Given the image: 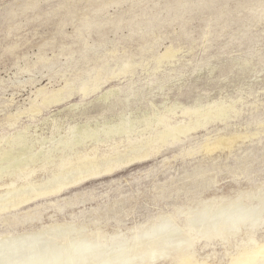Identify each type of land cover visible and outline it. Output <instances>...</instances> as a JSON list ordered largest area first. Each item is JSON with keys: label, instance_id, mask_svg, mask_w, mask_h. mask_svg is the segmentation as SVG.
Masks as SVG:
<instances>
[{"label": "rangeland", "instance_id": "obj_1", "mask_svg": "<svg viewBox=\"0 0 264 264\" xmlns=\"http://www.w3.org/2000/svg\"><path fill=\"white\" fill-rule=\"evenodd\" d=\"M151 242L264 246V0H0V250Z\"/></svg>", "mask_w": 264, "mask_h": 264}, {"label": "bare ground", "instance_id": "obj_2", "mask_svg": "<svg viewBox=\"0 0 264 264\" xmlns=\"http://www.w3.org/2000/svg\"><path fill=\"white\" fill-rule=\"evenodd\" d=\"M185 109V108H184ZM189 128V127H188ZM190 129V128H189ZM186 131V130H185ZM142 156V155H141ZM145 156H142V158H144ZM141 158V157H140ZM141 158V159H142ZM89 160V159H88ZM81 161V160H80ZM92 162V161H91ZM82 163H85V162H82ZM87 163V162H86ZM80 164H81V162H80ZM115 165V164H114ZM81 166H83V165H81ZM93 166V165H92ZM117 166V165H116ZM84 167V166H83ZM90 167V166H89ZM108 167H110L109 165H108ZM88 168V167H87ZM92 168V167H91ZM97 168V167H96ZM105 168V167H104ZM98 169V168H97ZM107 169H109V171H110V168H107ZM107 169H106V171H107ZM111 169H113V168H111ZM100 170V169H99ZM104 172V171H103ZM102 172V173H103ZM95 173V172H94ZM88 175V174H87ZM90 175V174H89ZM94 175V174H93ZM96 175V174H95ZM28 185V184H27ZM64 186V185H63ZM61 187V186H60ZM58 188V187H57ZM54 189V188H53ZM61 189V188H60ZM50 192V191H49ZM48 192V193H49ZM46 193V192H45ZM189 228V227H188ZM52 230V229H51ZM179 231V230H178ZM189 232V231H188ZM161 233H163V232H161ZM187 233V232H186ZM207 233H209V232H207ZM193 234V233H192ZM196 234V233H195ZM27 235V234H26ZM29 235V234H28ZM215 234L214 233H212V232H210V234H208V236L209 237H213ZM23 238V237H22ZM137 238V237H136ZM145 238H146V236H145ZM173 238H174V236H173ZM201 238V237H200ZM144 239V238H143ZM56 240V239H55ZM175 240H177V239H175ZM180 240V239H179ZM183 240V239H182ZM187 240V239H186ZM145 241V240H144ZM143 241V242H144ZM152 241V240H151ZM155 241V240H154ZM162 241V240H161ZM251 241V240H250ZM55 242V241H54ZM157 242V241H156ZM156 242H151L148 246H145V248H143V247H139V246H137L136 248H138L139 247V249H137L136 250V252H138V253H140L139 255L140 256H137V254H133L132 255V252H131V255L132 256H130L129 258H127V259H125L124 258V260H122V258H121V260H119V261H114V262H111V260H110V262H108V263H106V264H155V262L156 261H158L159 259L160 260H162V258L164 257V255L166 254V251L168 250V248L167 247H165L164 245H162V244H158V245H156ZM255 242V241H254ZM253 242V243H254ZM163 243V242H162ZM174 243H176V242H174ZM178 243V242H177ZM185 244L184 245H177V246H173L172 247V250H175V251H177L179 254H182V257H183V255H185L186 253V251H190V248L193 246L192 245V243L193 242H184ZM252 243V242H251ZM136 244V243H135ZM180 244V243H179ZM24 244L22 243V244H18V245H15V246H12V247H9V248H6V250H5V248L4 249H1L0 250V258H2V259H0V264H51V262L49 261V260H46V261H48V262H44V260H43V262H42V259H40V257H38L37 256V254H35V253H33V252H31V253H33V254H31L30 252L29 253H25V255H23L22 254V256H18L20 253H21V251L23 250H25V248H26V246H23ZM46 245V244H45ZM89 245V244H88ZM21 246V247H20ZM102 246V245H101ZM260 246V245H259ZM92 247V246H91ZM114 247V246H113ZM126 247V246H125ZM130 247H131V244H130ZM134 247V246H133ZM50 248V247H49ZM95 248H97V247H95ZM123 248V247H122ZM251 248V247H250ZM29 249H31V247L30 248H28V249H26L27 251L26 252H28L29 251ZM51 249V248H50ZM91 249V248H90ZM89 249V250H90ZM100 249V248H99ZM102 249V248H101ZM100 249V250H101ZM104 249V248H103ZM111 249V248H110ZM141 249H143V251H139V250H141ZM169 249H171V248H169ZM21 250V251H20ZM98 250V249H97ZM119 250V249H118ZM126 250H127V247H126ZM125 250V251H126ZM128 250H129V248H128ZM131 250V249H130ZM135 250V249H134ZM133 250V251H134ZM171 250V251H172ZM246 250V249H245ZM248 250V249H247ZM42 251V250H41ZM55 251H57V250H55ZM115 251V250H114ZM122 251H124V250H122ZM121 251V252H122ZM8 254H12V255H17L18 257H10V258H7V257H9L8 255H7V253ZM64 252H65V250H64ZM83 252V251H82ZM85 252V251H84ZM83 252V253H84ZM89 252V251H88ZM93 252V251H92ZM94 252H95V250H94ZM97 252V251H96ZM126 252H128V251H126ZM125 252V253H126ZM136 252H134V253H136ZM103 253V252H102ZM119 253V252H118ZM123 253V252H122ZM172 253H174V252H172ZM188 253V252H187ZM243 253L246 255L245 257H243L244 259H243V261H240V262H235V263H232V264H264V246H261L258 250H250V251H245L244 252V250H243ZM31 254V255H30ZM82 254V253H81ZM89 254V253H88ZM92 254V253H91ZM97 254H100L99 252L97 253ZM104 254V253H103ZM111 254V253H110ZM110 254H108V255H110ZM115 254V253H114ZM113 254V255H114ZM128 254V253H127ZM171 254V253H170ZM177 254V253H176ZM243 254V255H244ZM42 255H44V254H42ZM93 255V254H92ZM96 254L94 253V256H95ZM106 255V254H105ZM104 255V256H105ZM107 255V256H108ZM121 255V254H120ZM129 255H130V253H129ZM128 255V256H129ZM167 255V254H166ZM175 255V254H174ZM242 255V254H241ZM81 256V255H80ZM79 256V257H80ZM91 256V255H90ZM89 256V257H90ZM103 256V255H102ZM103 256V257H104ZM118 256V255H117ZM123 256H124V253H123ZM122 255H121V257H123ZM127 256V255H126ZM135 256H137L136 258H135ZM4 257H6V259H4ZM58 257V256H57ZM67 257H69V256H67ZM75 257V256H74ZM89 257L88 258H86V259H83V260H81V262H78V264H96V262H95V260H93V259H89ZM92 257V256H91ZM106 257V256H105ZM113 257V256H112ZM114 257H116V255L114 256ZM185 257V256H184ZM193 256H191V258H192ZM78 258V257H77ZM117 258V257H116ZM186 258V257H185ZM50 259V258H49ZM75 259V258H74ZM81 259V258H80ZM79 259V260H80ZM97 259H98V257H97ZM102 258L100 257V260H101ZM105 259V258H104ZM104 259H103V261H104ZM111 259V258H110ZM115 259V258H114ZM184 259V258H183ZM188 259H189V257H188ZM193 259V258H192ZM61 260V259H60ZM73 260V259H72ZM108 260V259H107ZM239 260V259H238ZM98 261V260H97ZM109 261V260H108ZM187 261V260H186ZM191 261V260H190ZM189 261V262H190ZM61 262H62V260H61ZM69 262V261H68ZM105 262H107V261H105ZM180 262H182V261H180ZM101 263V262H100ZM57 264V263H56ZM75 264V263H74ZM98 264V263H97ZM181 264H190V263H181Z\"/></svg>", "mask_w": 264, "mask_h": 264}]
</instances>
